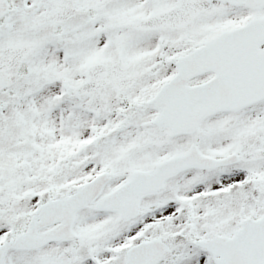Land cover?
<instances>
[{
  "label": "snow or ice",
  "instance_id": "6c2138e0",
  "mask_svg": "<svg viewBox=\"0 0 264 264\" xmlns=\"http://www.w3.org/2000/svg\"><path fill=\"white\" fill-rule=\"evenodd\" d=\"M0 264H264V0H0Z\"/></svg>",
  "mask_w": 264,
  "mask_h": 264
}]
</instances>
